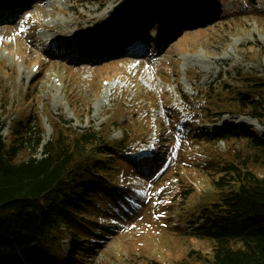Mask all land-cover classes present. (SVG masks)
Here are the masks:
<instances>
[{"label":"rangeland","instance_id":"rangeland-1","mask_svg":"<svg viewBox=\"0 0 264 264\" xmlns=\"http://www.w3.org/2000/svg\"><path fill=\"white\" fill-rule=\"evenodd\" d=\"M208 2L25 0L13 18L0 15V99L7 104L2 132L8 140L18 121L29 120L41 124L46 143L56 133L51 120L63 117L71 129L93 127L112 141L127 133L131 152L158 148L156 160L143 164L113 157V178L124 179L133 202L114 201L111 193L94 198L98 207L88 212L96 216L88 217L98 222L93 224L99 234L81 259L87 264H210L213 243L187 234L189 221L213 199L205 167L223 159L218 153L249 148L246 139L205 144L190 132L191 122L208 132L232 125L263 130L258 119L230 108L247 77H264V0ZM146 5L158 12L159 24L165 21L161 16L172 20L170 33L163 24L154 28V21L143 20ZM132 24L134 29L124 32ZM119 30L121 38L110 43ZM132 36L138 37L135 42ZM59 42L95 44L98 54L90 60L84 48L62 55ZM179 85L212 108L209 117L192 116L200 110L183 107ZM168 95L172 101L166 106L161 100ZM178 123L185 126L181 137ZM27 155L21 152L19 158ZM211 158L214 162L206 164ZM254 170L264 175V166ZM139 184L137 192L131 190Z\"/></svg>","mask_w":264,"mask_h":264},{"label":"trees","instance_id":"trees-1","mask_svg":"<svg viewBox=\"0 0 264 264\" xmlns=\"http://www.w3.org/2000/svg\"><path fill=\"white\" fill-rule=\"evenodd\" d=\"M143 7V20L150 22L158 12L149 5ZM246 79L249 82L231 97L230 112L249 115L264 124V77L250 75ZM179 91L183 107L200 110L192 116L209 117L212 108L193 100L180 85ZM171 101L169 95L161 100L166 106ZM6 106L0 99V264H87L81 259L99 234L93 224L98 222L88 217L96 216L88 212L91 206L98 207L94 198L111 193L114 201L133 202L124 179L113 178V157L123 155L143 164L156 160L158 148L154 144L131 152L127 133L112 141L93 127L71 129L63 117L57 121L62 120L68 131L51 120L56 133L46 143L41 124L32 125L29 120L18 121L13 138L8 140L2 132L7 123L3 119ZM221 107L219 102L214 109ZM191 123L190 132L205 144L246 139L249 151L228 149L218 153L221 161L205 167L212 176L213 199L189 221L187 234L213 243L212 256L206 259L210 264H264V175L254 170L255 165L264 166V130L259 134L253 126L232 125L208 132L205 125ZM158 127L156 123L153 129ZM184 127V123L175 125L179 137ZM40 148L41 156H37ZM26 151V158L20 159ZM169 159L160 158L161 162ZM212 162L213 158L206 164ZM140 187L132 185L131 190L137 192Z\"/></svg>","mask_w":264,"mask_h":264},{"label":"bare ground","instance_id":"bare-ground-1","mask_svg":"<svg viewBox=\"0 0 264 264\" xmlns=\"http://www.w3.org/2000/svg\"><path fill=\"white\" fill-rule=\"evenodd\" d=\"M26 3H25V0H0V15L1 14H4L5 16L6 15H10L11 16V17L6 16L5 19L13 18L15 16L16 12H19V10H20L21 7L27 5ZM13 12H15V13L12 14ZM191 13H193V12H190V14ZM122 16L123 15H120V17H122ZM154 18L150 21V23L152 21H154L153 22V25H155V26L157 25L158 27H161V25L163 24V26L165 27V31L168 30L167 31V34L171 32V29L170 28H172L171 27V25L173 24L172 20H168L169 18L163 17L161 19V21L165 19L164 23L162 21V23L159 24L160 23V20L159 19H155L154 20ZM179 23H180L179 20H178V22L176 21L175 29L178 28ZM130 29H134V24H132L131 27L126 28L124 30V32H126L127 30H130ZM158 30H160V29H158ZM112 35H114V34H112ZM112 35H110V36H112ZM121 36H122V31L119 30V33L116 34L113 38H111L112 41H110V43L111 42H116L118 40V38L119 39L121 38ZM103 40L104 41H107L106 38H104ZM160 40H162V39L160 38L158 40V42ZM72 44L73 43H68L67 44L66 42H59L58 45L62 49V51H60L61 52L60 54H62V55H68V54L74 52V50H75L74 54L76 55L77 53H82L84 51V48L86 49L85 52H84V56H86V54H87L88 59H90V60L93 59V56L94 55H97L98 54L96 52V49H98V48H97V46H95V44H91V45L90 44L88 45L87 43L86 44L81 43V44H75V45H72ZM116 49H118V48H116ZM100 50H104V48H100ZM107 53H108V51L104 54V56H106ZM113 54H116V53H113ZM99 57H101V56H99Z\"/></svg>","mask_w":264,"mask_h":264},{"label":"snow or ice","instance_id":"snow-or-ice-1","mask_svg":"<svg viewBox=\"0 0 264 264\" xmlns=\"http://www.w3.org/2000/svg\"><path fill=\"white\" fill-rule=\"evenodd\" d=\"M21 30H23V29H21Z\"/></svg>","mask_w":264,"mask_h":264}]
</instances>
